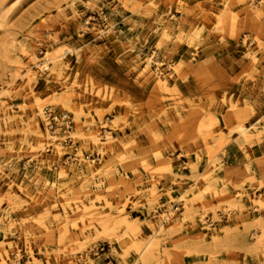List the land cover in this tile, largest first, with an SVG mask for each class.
<instances>
[{"label": "rangeland", "instance_id": "374dc122", "mask_svg": "<svg viewBox=\"0 0 264 264\" xmlns=\"http://www.w3.org/2000/svg\"><path fill=\"white\" fill-rule=\"evenodd\" d=\"M232 44L255 80L264 1L0 0V264H264V156L223 165L230 139L215 131L222 104L247 141L264 119L199 55ZM189 74L197 102L171 86ZM47 106L72 114L71 142L47 127ZM75 149L103 159L65 164Z\"/></svg>", "mask_w": 264, "mask_h": 264}, {"label": "crops", "instance_id": "0c3cea01", "mask_svg": "<svg viewBox=\"0 0 264 264\" xmlns=\"http://www.w3.org/2000/svg\"><path fill=\"white\" fill-rule=\"evenodd\" d=\"M233 48H225L223 45H216L211 48L210 51L200 50V56H206L209 52L213 53L212 64L213 66L225 73L227 80V85L231 89V95H234L236 99L240 98L242 100H249L254 107V114H251L250 117H259L256 122H260L264 119V63L257 66L256 70L257 77L255 80H247L245 71L248 70V62L245 60L246 50L242 47H237L236 44H232ZM179 57L189 56L192 52L187 47L180 49ZM204 56V57H205ZM236 78H239V81H235ZM135 82V79H134ZM136 84H139L136 81ZM107 84L106 82H104ZM177 86V91L179 96L182 99H193L198 101V98L202 96V88L195 79L194 74H189L186 79H179L177 82H172L171 86ZM128 91V90H126ZM131 94L132 102L134 104L145 101L150 94L149 88L142 87L140 90H129ZM144 93V94H143ZM217 117L219 119V125H215V131L219 132L221 127L226 138L230 139L222 148L218 157L220 158V163L223 165H233V164H244L248 154H252V163L255 158L264 156V122L262 125L260 137H255L251 141H247L244 137L238 133L230 132L225 126L223 121V115L227 110V106L222 104L219 108ZM246 123H248L246 121ZM127 133L130 131L127 129ZM120 135H123L120 132ZM217 139V138H216ZM211 140L212 143H215V140ZM182 146L178 140H173L169 143V151L175 149L178 153L182 150ZM191 148L194 149L195 153L201 155L200 165L201 167L209 165V159L206 155V146L203 140H200V145L196 146L191 144ZM186 162L188 159L185 160ZM218 164V163H217Z\"/></svg>", "mask_w": 264, "mask_h": 264}, {"label": "built area", "instance_id": "2783aa9c", "mask_svg": "<svg viewBox=\"0 0 264 264\" xmlns=\"http://www.w3.org/2000/svg\"><path fill=\"white\" fill-rule=\"evenodd\" d=\"M256 2H261L264 0H255ZM45 122L50 131L54 134L62 133L66 135V139L70 142L72 141L71 132L74 130L75 121L72 114L69 111L58 110L54 107L47 106L45 108ZM47 151H51V148H47ZM103 159V154L101 151H89L83 152V155L79 153L77 149L72 152H67L65 156V164L69 163H80L84 160L90 161L92 163H100ZM57 167V165H56ZM179 209V206L175 207V210ZM254 210H258V207H255ZM166 219H168L170 212L165 211ZM206 222L210 225L214 224V220L210 216L206 217ZM106 243H100L94 246L90 250V254L97 256L100 253H105Z\"/></svg>", "mask_w": 264, "mask_h": 264}, {"label": "bare ground", "instance_id": "6f19581e", "mask_svg": "<svg viewBox=\"0 0 264 264\" xmlns=\"http://www.w3.org/2000/svg\"><path fill=\"white\" fill-rule=\"evenodd\" d=\"M45 64H46V63H45ZM45 64H44V65H45Z\"/></svg>", "mask_w": 264, "mask_h": 264}]
</instances>
